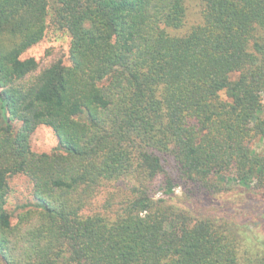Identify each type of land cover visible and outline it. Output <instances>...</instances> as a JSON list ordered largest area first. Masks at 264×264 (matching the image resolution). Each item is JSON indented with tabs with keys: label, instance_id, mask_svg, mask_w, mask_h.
<instances>
[{
	"label": "trees",
	"instance_id": "16d2710c",
	"mask_svg": "<svg viewBox=\"0 0 264 264\" xmlns=\"http://www.w3.org/2000/svg\"><path fill=\"white\" fill-rule=\"evenodd\" d=\"M187 1L0 0V264H264L227 223L169 202L227 180L264 193L250 146L264 140V0H200L173 33ZM48 20L70 36L69 64L38 70L21 55ZM41 124L50 153L31 147ZM19 173L36 203L13 223ZM121 181L116 212H85Z\"/></svg>",
	"mask_w": 264,
	"mask_h": 264
},
{
	"label": "rangeland",
	"instance_id": "374dc122",
	"mask_svg": "<svg viewBox=\"0 0 264 264\" xmlns=\"http://www.w3.org/2000/svg\"><path fill=\"white\" fill-rule=\"evenodd\" d=\"M187 4L188 14L185 25L178 30H171L173 33L187 32L200 17V0H188ZM49 20L44 37L27 48L21 55L23 59L32 58L37 61L39 63L38 70L54 59L62 58L66 64H69L70 36L56 30L50 25ZM57 145L58 137L50 126L39 125L31 136V147L35 152L50 153L55 150ZM250 146L262 152L264 151V140L257 137L250 142ZM221 184L223 189L220 192L215 195L207 193L196 199H187L182 188L178 187L169 202L189 209L196 216L211 217L221 223H227L224 225L239 233L250 252L264 253V193L246 189L235 180L222 181ZM9 185L6 206L13 214L12 222L16 223L18 214L36 203L32 191L33 184L27 175L19 173L9 178ZM120 185H122V190L119 193L116 192V195L110 200H107L110 193L107 190H102L94 198L92 204L85 209V212H99L100 210L109 214L116 212L121 206V201L129 196L128 192L131 189L128 182L121 181ZM110 189L115 190V188ZM156 197L166 196L157 193ZM245 226L252 229L253 239L246 237ZM240 262H243V259Z\"/></svg>",
	"mask_w": 264,
	"mask_h": 264
}]
</instances>
